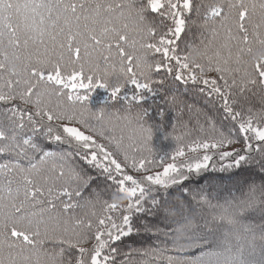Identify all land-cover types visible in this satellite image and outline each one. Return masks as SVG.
I'll return each mask as SVG.
<instances>
[{
	"label": "snow or ice",
	"instance_id": "6c2138e0",
	"mask_svg": "<svg viewBox=\"0 0 264 264\" xmlns=\"http://www.w3.org/2000/svg\"><path fill=\"white\" fill-rule=\"evenodd\" d=\"M190 25L210 32L211 39L181 52ZM161 70L174 81L203 85L199 92L218 98L224 119L236 127L225 131L207 117L203 135L158 159L151 149L130 156L123 137H105L122 152L121 163L91 134L104 136L103 129L75 107L90 98L78 90L110 89L117 100L131 84V100L143 101L154 85L163 88L167 75L153 78ZM0 104V157L7 158L0 163V264H116L120 252L111 242L139 231L132 223L135 213L155 216L160 209L164 227H144L163 234L183 255L166 257L168 264H264V0H0ZM147 113L142 109L135 118L141 146L152 139V128L143 123ZM45 118L47 125L41 123ZM103 118L101 109L96 119ZM54 121L60 123L53 127ZM38 134L72 151H54L38 142ZM240 141V148L233 147ZM214 159L229 161L221 163L222 171L259 164L260 183L250 181L239 197L216 205L202 190L194 195L182 187ZM88 168L116 187L100 212L80 217L74 210L84 207L80 201L95 192L97 180ZM126 168L145 175L127 174ZM172 186H181L192 200L199 195L222 229L206 221L205 234L192 243L185 205L169 209L154 193ZM164 251L153 247L143 255L160 259Z\"/></svg>",
	"mask_w": 264,
	"mask_h": 264
},
{
	"label": "trees",
	"instance_id": "16d2710c",
	"mask_svg": "<svg viewBox=\"0 0 264 264\" xmlns=\"http://www.w3.org/2000/svg\"><path fill=\"white\" fill-rule=\"evenodd\" d=\"M193 19H196L195 13ZM211 39V33L203 31L197 27L190 25L189 29L183 34L180 41L181 52L187 50L189 44H200L203 41L207 44ZM222 39V37L220 38ZM220 40L216 41L219 44ZM215 45L212 46L214 48ZM212 48L209 49L211 54ZM159 58V57H157ZM167 75L164 70L161 73L155 75L153 78L156 80L161 79ZM187 75V74H185ZM211 75H215L212 73ZM115 81L113 80V83ZM199 87L203 85L193 84L192 81H174L172 75H167V80L163 88L154 85V93H145L146 99L143 101H132L131 96L136 91L135 86L128 84L125 89L119 94V99L113 100L111 98L110 89L97 88L92 91L84 89L78 90L81 95H89V100L82 104H77V109L84 108L86 118L89 120L97 130L103 129L104 136H100L98 131L91 134L96 136L98 143H103L109 151H112L116 158L123 163V154L116 148L115 141L105 139V137H115V140L122 139V147L126 149L130 156L148 155V149L152 150L154 158L158 159L159 156L165 153H171L179 144L189 143L197 136L203 135L201 128L207 129V117H212L217 122V127H222L225 131L234 129L236 127L235 122L224 119L222 102L216 97H208L206 93H200ZM127 94V99H125ZM175 97V100H172ZM53 97V101H55ZM65 103H67L65 101ZM248 105L245 104L244 107ZM4 105L0 104V109ZM104 110V118L97 120L96 115L100 110ZM142 109H147L148 113L144 117L143 123L146 127L152 128V139L147 144L143 143L139 137V133L133 131L135 126V118L138 114H142ZM163 110L164 116L160 115V111ZM127 116L129 119H124ZM39 119V118H37ZM132 121L131 123L129 121ZM41 123L47 125L46 118ZM59 121L53 122V127L59 124ZM29 135H31V126L25 129ZM168 136L165 139V136ZM133 137L136 142L133 143ZM179 138V139H177ZM38 142L45 143L46 146L51 147L57 152H71L72 147L69 145H57L54 142L45 141L43 137L37 135ZM243 141L233 145L235 148H240ZM189 155H193L189 153ZM255 159L259 160V155L254 154ZM6 157H0V163L6 162ZM21 163L26 164L27 161L22 160ZM229 161H219L214 159L210 162V167L207 170L202 171L199 175L193 173L182 187H188L193 190L192 194L202 193L207 194L208 200L212 205L217 203H224L225 200L232 197H239L241 192L246 190L247 183L255 181L260 183V177L258 175L259 164L245 165L240 169H228L220 170L221 163L227 164ZM211 164H215V169L211 167ZM85 167H87L85 165ZM151 170L157 171L158 168L149 166ZM91 175L97 176V180L92 185L95 192L91 190L85 193V200H81L80 203L84 205L82 208H76L74 211L80 217L89 215L91 211L95 210L100 212L102 208V201H111V194L115 191V184L112 181H107L103 175L98 174V170L94 168H88ZM125 172L136 177L145 175L143 172H136L131 168H126ZM117 178H122L120 174L113 173ZM187 174V173H186ZM129 186H131L129 184ZM154 193L157 198L161 199L164 206L172 209L177 208L179 205H185L184 214L191 221L190 231L188 235L194 237L192 243H195L196 235H203L206 232V221H208V227L213 229H222V225L212 222V217L215 214L214 209L208 204L198 202L200 196L196 195V200L191 199V195H185L181 186H172L165 190L163 188L154 189ZM91 198V203H87V198ZM66 200L67 197H64ZM59 207V202H58ZM148 207V205H145ZM117 219L120 216L119 212L114 213ZM164 211L162 209L157 210L155 216L150 213H135L132 218L134 229L139 231L133 232L129 237L122 238L121 241L111 242L113 247L119 249L120 254L116 257V264H144L145 261L148 264H168L166 257L172 256L177 259H182L183 255L172 250L171 241L161 233L149 232L145 230L144 225L149 227L158 224L159 227H164ZM176 220L180 217L177 215ZM257 222L259 216H256ZM119 222V220H118ZM168 223L171 227H176V223L173 220H169ZM107 238V237H105ZM94 242V241H93ZM90 242V243H93ZM187 246V245H186ZM159 247L160 249H167L164 251L163 256L160 259H156L152 256H145L143 252L145 249ZM197 255L199 253L197 252Z\"/></svg>",
	"mask_w": 264,
	"mask_h": 264
}]
</instances>
